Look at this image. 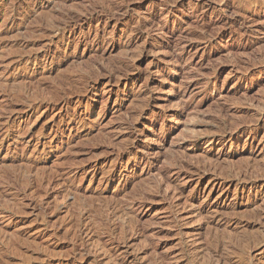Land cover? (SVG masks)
<instances>
[{"label":"rangeland","instance_id":"obj_1","mask_svg":"<svg viewBox=\"0 0 264 264\" xmlns=\"http://www.w3.org/2000/svg\"><path fill=\"white\" fill-rule=\"evenodd\" d=\"M256 211L264 0H0V264H225Z\"/></svg>","mask_w":264,"mask_h":264},{"label":"bare ground","instance_id":"obj_2","mask_svg":"<svg viewBox=\"0 0 264 264\" xmlns=\"http://www.w3.org/2000/svg\"><path fill=\"white\" fill-rule=\"evenodd\" d=\"M54 27L55 26L53 25L52 28H54ZM57 28H59V26ZM110 77L108 76L109 79H110ZM81 80H82V82L86 83V85H88L89 79L87 77L82 78ZM62 99H63V96H59L58 97L59 101H61ZM63 102L64 101H62V103ZM220 114H221V117H223V114L221 112H220ZM234 129H232L230 132H232ZM4 132H8L7 131V127L5 128ZM202 160L203 161L207 160V156L205 158L202 157ZM181 166H180V164L178 165V163H176V162H173V163L169 164V168H171L173 170H177V171H180ZM189 171L190 170H188L187 173H189L190 175L191 174L197 175L198 178L202 177V175H204V173H205V171H201L200 174H199V171H197V170H193V171H190V172ZM214 176H216L217 178L222 179L224 181L237 182V184H240V183L242 184V183H245V182H247L249 180V178H248V176H246V174L244 175L245 177L243 176V178H241V179L240 178L236 179L234 177V175L233 176H231V175H223V177L217 176V175H214ZM154 190H157V189H154ZM117 208H118V206H117ZM121 209H123V206H119V210H121ZM117 211H118V209H117ZM89 212H90V210H89ZM118 212H120V211H118ZM124 213H126L125 210H124ZM214 213L217 214V215H220V216L225 215L226 218L228 217L229 219H231L233 217L237 218L235 213H233V212L228 213L225 210H221V209L214 210ZM128 216L131 217V215H128ZM260 216H261V213H258V211L253 212L251 214V218L253 220V223L247 222L245 228H243L240 232H232V230H229V228H226V227H224L222 230H220V227H219L218 224L217 225L216 224H209L208 229L214 231V236H215L213 238V241H212L211 245H210V247H211L210 248V253L214 254L215 257H218L225 264H232L231 263L232 262V260H231L232 256H235V257L238 258V261L235 264H250L248 260L247 261L245 260V257L243 256L245 254L242 252L243 250H241V246H242L243 243L249 242V238H251L250 236H251L252 233L249 230L250 226L255 225V226H258L260 229L264 230V222H263V220L259 219ZM262 242H264V235L261 236V242L259 243L261 248L264 247V244ZM223 252L228 254V255H223Z\"/></svg>","mask_w":264,"mask_h":264}]
</instances>
